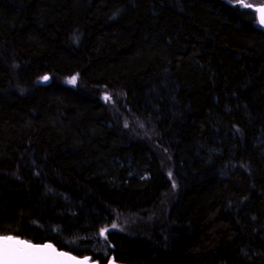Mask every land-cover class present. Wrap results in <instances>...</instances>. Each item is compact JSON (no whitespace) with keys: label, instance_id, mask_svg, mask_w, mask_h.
Here are the masks:
<instances>
[{"label":"trees","instance_id":"obj_1","mask_svg":"<svg viewBox=\"0 0 264 264\" xmlns=\"http://www.w3.org/2000/svg\"><path fill=\"white\" fill-rule=\"evenodd\" d=\"M263 6L0 0V235L264 264Z\"/></svg>","mask_w":264,"mask_h":264},{"label":"snow or ice","instance_id":"obj_2","mask_svg":"<svg viewBox=\"0 0 264 264\" xmlns=\"http://www.w3.org/2000/svg\"><path fill=\"white\" fill-rule=\"evenodd\" d=\"M255 11L258 23L264 25V7L256 8ZM44 79L47 80L48 77L45 76ZM75 80L76 77H73L70 82L74 83ZM112 227L115 228L116 225L113 224ZM106 231L102 230L100 234L104 235ZM53 253L56 257L67 258L64 253H57L50 244L39 246L12 237L0 239V264H47L53 259Z\"/></svg>","mask_w":264,"mask_h":264},{"label":"water","instance_id":"obj_3","mask_svg":"<svg viewBox=\"0 0 264 264\" xmlns=\"http://www.w3.org/2000/svg\"><path fill=\"white\" fill-rule=\"evenodd\" d=\"M259 26L264 31V25H260L259 24ZM5 237H11V236H1L0 235V239H3ZM12 238L13 239H17V240H22V239L16 238V237H12ZM22 241H25V240H22ZM25 242H28V243H31V244H34V245H39V246H43L45 244H50V245L53 246V248L55 249V251L57 253H64L65 256L67 257V258L56 257L55 254L53 253L52 254L53 255V259L48 261L47 264H97V262L92 261L91 257H89V256L77 257V256L71 254L70 252H66V251H63V250H58L53 244H51L49 242L44 243V244H36V243L29 242V241H25ZM107 264H117V263H115L114 261L111 260Z\"/></svg>","mask_w":264,"mask_h":264},{"label":"rangeland","instance_id":"obj_4","mask_svg":"<svg viewBox=\"0 0 264 264\" xmlns=\"http://www.w3.org/2000/svg\"><path fill=\"white\" fill-rule=\"evenodd\" d=\"M45 81H46L45 79H42V81H41V82L43 83V82H45ZM70 81H71V80H68V82H70Z\"/></svg>","mask_w":264,"mask_h":264}]
</instances>
